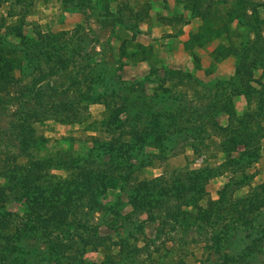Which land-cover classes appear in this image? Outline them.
<instances>
[{
  "label": "rangeland",
  "instance_id": "rangeland-1",
  "mask_svg": "<svg viewBox=\"0 0 264 264\" xmlns=\"http://www.w3.org/2000/svg\"><path fill=\"white\" fill-rule=\"evenodd\" d=\"M236 1L211 0L209 6L202 1L199 6L201 0H0V58L20 63L13 72L17 81L0 89V175L3 158L17 154L22 132L17 124L35 130L42 141L38 157L82 154L92 146L93 136L104 137L88 129L91 121L104 118L103 104L84 99L87 89L80 70L67 64L71 56L78 61L75 49L80 43L91 54L101 48L98 39L110 73L128 89L125 97L140 92L149 101L157 95L151 101L152 113H142L141 126L137 124L141 136L151 141L141 149L134 147L137 161H129L136 166L123 174L126 182L118 175L108 183L99 207L89 216L100 237L79 253L78 264H219L224 256V264H264V100L258 97L264 98V70L252 63L253 58L264 60V9L258 12L262 23L254 28L250 9L242 22L238 20L242 11ZM205 9L219 21L217 28L229 30L220 22L225 17L230 31L186 49L184 41L202 27L195 11ZM252 43L261 54L245 60L248 68L254 67L246 74L252 78L249 103L236 91L242 83L231 80L235 56H216L215 48L231 45L243 56ZM51 44L59 47L61 57L48 76L49 62L43 56L50 55L45 49ZM17 46L29 48L31 63L16 52ZM165 89L175 99L167 100ZM225 94L233 116L224 111ZM114 100L115 111L121 105ZM129 105L131 109L132 102ZM130 109L126 105L127 117L116 125L136 132L130 128ZM165 109L177 111V126L166 140L151 127ZM70 112L79 114L71 119L65 116ZM188 138L203 143L196 153L183 145ZM129 139L126 135L121 140ZM174 139H179L174 149L157 148ZM53 173L66 175L63 170ZM190 179L200 181L190 187ZM29 205L12 199L0 177V219L7 217L5 224L0 220V264H55L48 237L42 231L34 234V223L22 218ZM116 212L128 216L124 224L112 223ZM81 239L74 235L71 241L76 245ZM59 240L65 244L66 238ZM100 242L107 247L92 249ZM60 262L70 264L63 257Z\"/></svg>",
  "mask_w": 264,
  "mask_h": 264
},
{
  "label": "trees",
  "instance_id": "trees-1",
  "mask_svg": "<svg viewBox=\"0 0 264 264\" xmlns=\"http://www.w3.org/2000/svg\"><path fill=\"white\" fill-rule=\"evenodd\" d=\"M202 1H208V6L212 4L211 0H201V3H198L199 6L202 4ZM236 3L238 8L242 11H238L240 12L239 15H241V18L237 19L242 22L243 16L246 15L245 11L250 9L252 12V22H254L252 27H259V24L262 23V19L259 17L258 12L260 8L264 9V0L261 2L254 0H238ZM194 8L192 7V10H194ZM195 14L201 19L202 27L199 31L189 35L188 39L184 41V47L186 49H190L192 45L197 47L205 45L211 41L212 37L219 36V33L222 31H230V24L226 22L225 17H222L220 22L221 24L228 25L227 27L229 30L225 27L217 28L216 24L219 23V21L216 22L207 9L197 10ZM209 16H211L212 19L209 18ZM228 18L236 19L232 16ZM259 35L260 34L257 33V38L260 37ZM95 41L97 42L96 45L101 47L99 51L94 50L90 54L87 51V46L80 43V46L75 49L78 61L71 56L68 58L67 64H70L71 67L76 68V70H80L79 73L82 77L81 81L85 89H87V95L84 99H89L91 103L103 104L105 109L103 112L105 115L104 118L99 121H91L88 129L92 133H97L98 131L100 134H105L106 136L104 135L103 138L93 136L94 140L92 146L88 147L86 152L82 154H73V152L71 154L67 152L65 155L38 157L37 151L42 141L36 137L35 130H33L32 127H28V124H17L22 127V132L20 136H18L16 142L17 154L16 156L7 154L2 162L4 170L0 177L6 181L7 191L12 194V199L15 201L19 203L22 201L24 203H30V207L23 213L22 218L25 221L29 219L34 223L32 226L34 234L38 231H42L48 237V241L46 240L47 246L50 248L52 260L55 264H61L60 258L62 257L67 258V263L78 264L79 261L76 257H78L79 253L82 255L88 249L92 240L99 239L98 225L91 224L89 216L99 207L100 198L107 189L110 181L116 180V176L118 175H121L120 178L123 182L128 180L127 176L123 174H129V170H134L136 166V164H131L129 161L131 159L136 160L132 153L134 147L137 150L141 149V144L151 141L148 140V136H141L137 124L141 126L139 122L142 113H144V115L152 113L150 108L153 106L154 102L151 101H153V98H156L157 95L155 96L153 94L149 101L147 100V96H143L140 92L134 93L132 99L125 97L123 94L128 91L127 87L123 85L122 80H120L118 76L110 73V63L107 62L103 56V47L98 42L97 38ZM221 47L222 45H219L215 48L216 56H225L230 53L235 56L237 68L231 76V80L236 81V79H238L242 83L240 86L236 87V91L242 94L249 102L252 93L250 84L252 78L251 76L247 78L246 74L248 72L251 74V69L258 67V65L264 70V60H259V62H257L256 59L253 58L254 62L252 63L254 67L251 69L248 68L249 66L245 60L247 57L252 58L256 52L261 54L260 51L253 49L254 43L249 45L243 56H239L241 54L235 51L237 48L234 46L227 45L223 49ZM47 48L48 49H45V51H49L50 55L47 57L43 56V58L45 61L47 59V63L49 62V68L47 69L49 76L55 73V65L56 62L60 60L61 51L58 50L59 47L56 48L53 44L49 45ZM28 50L29 48L25 46L16 47V52L24 53V56H26L29 63H31L30 53L26 52ZM95 55L99 56L96 60H94ZM19 66V60L17 62V60L11 57H9V59L5 58V60L0 58V89H7L17 81L13 72ZM155 72L156 71H151L152 74ZM67 77L70 79L69 74ZM28 88H32V84L28 85ZM170 92L171 90H163V94H169L166 99H175L170 97ZM164 96L165 95H161L160 97L165 98ZM260 96L258 97L261 102L264 98H260ZM224 98L223 107H227L224 111L228 113V115H235L234 108L232 106L229 108L228 105L229 94H225ZM114 99L120 102L118 105H121L122 108L120 107L114 111L115 107L111 104L113 101L116 102ZM137 99L141 100L137 102ZM130 102H132L131 109L129 105ZM137 104H139V106ZM126 105L129 106L130 110H133L134 119L131 120L134 121V123L130 128L133 131L136 130V132H126L122 130L120 126L116 125L127 117ZM81 113H83V111H80V114ZM178 113L182 115V112L179 111ZM78 114L79 112H70L65 113V116L74 119L73 116ZM156 115L157 117L151 121V127L156 134L165 135L163 139L166 140L169 134L174 133L175 127L177 126L174 120L177 111H168L165 109L164 112H159V114ZM60 118L61 117L58 119ZM62 118L64 119V116H62ZM229 121L228 119V122ZM97 123H101L103 127L98 129L95 125ZM182 128L184 130L186 126ZM126 135H128L130 139L122 141L121 139ZM177 141H179V139L167 140L168 144H161V147L157 148H165V145H167L168 149L172 150L178 143ZM198 143L195 139L188 138L183 145H188L191 151L196 153L198 145H203L202 142ZM20 159H24L25 161H20ZM54 170H63L66 175L62 177L61 175L53 173ZM198 172L200 174L202 170H198ZM213 173L214 171L211 170L209 175H213ZM199 181L200 179L197 181L190 179V187L197 184ZM34 206H39V209ZM116 213L117 217L112 223L119 221L120 224H124L128 216H120L118 212ZM17 216H19L17 213H13L14 218ZM6 219L7 217H4L0 220L4 222ZM5 223L6 222H4V224ZM108 227L111 229V225ZM74 235L83 238L79 243H76V245L75 241H71ZM53 238L57 241L51 242ZM60 238H66L65 244H62V240H59ZM212 241L213 243H217L218 240L212 236ZM102 245L107 247V242L104 244H96L92 246V249L97 250L98 247ZM61 246L64 247L62 248ZM215 246L217 247V245ZM67 252L69 254H67ZM227 260L228 256H224L223 261L219 264H224Z\"/></svg>",
  "mask_w": 264,
  "mask_h": 264
}]
</instances>
